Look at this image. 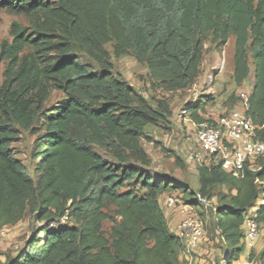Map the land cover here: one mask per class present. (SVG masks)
I'll return each mask as SVG.
<instances>
[{
    "label": "trees",
    "instance_id": "trees-1",
    "mask_svg": "<svg viewBox=\"0 0 264 264\" xmlns=\"http://www.w3.org/2000/svg\"><path fill=\"white\" fill-rule=\"evenodd\" d=\"M0 9L26 20L13 21L10 40L0 42V230L27 214L41 223L4 264H182V241L158 201L174 186L145 170L150 159L141 143H160L146 127L166 120L171 109L163 99L152 104L114 72L105 45L116 58L145 65L153 96L155 88L191 87L205 42L220 51L233 37L232 81L240 86L252 71L245 113L264 141V0H0ZM51 90L63 99L45 108ZM205 101L187 107L194 123L206 120ZM34 128L35 179L11 147L18 129ZM256 166L236 178L219 162L200 164L198 191L177 187L190 204L195 193L229 188L214 215L230 247L224 264L244 251L240 226L250 210L264 225V153ZM63 216L65 223L51 225ZM250 258L264 264V245Z\"/></svg>",
    "mask_w": 264,
    "mask_h": 264
},
{
    "label": "rangeland",
    "instance_id": "rangeland-1",
    "mask_svg": "<svg viewBox=\"0 0 264 264\" xmlns=\"http://www.w3.org/2000/svg\"><path fill=\"white\" fill-rule=\"evenodd\" d=\"M13 21L26 23V20L22 15L11 14L5 9H0V42L3 39L10 40L9 28ZM105 48L110 53L114 72L120 73L134 89L140 94L146 96L152 104H155L156 99L165 100L172 112V115L166 120L146 127V133L160 143L154 145V141L142 139V147L150 159V165L145 170L153 176H162L166 178V181L174 186L171 194L181 195L177 188L179 186L198 191L199 181L197 167L200 166V164L210 165L217 163V158H215L214 155H204L201 161L189 159V151L190 148L194 146V142L190 137L192 120L186 110L187 107L195 104L196 100L199 98H201L202 101L206 100V109L204 108L202 112V114L204 113L202 117L206 120L216 118V116L221 113L220 109L222 107H227L228 110L233 109L232 107L228 108L230 106L229 102H231V98H233L231 95L234 93V86L230 78V72L232 71L230 69H232L233 37H230L228 43L217 52L213 49L209 41L205 42L202 56L203 64L199 75L194 81V84L197 85L195 86L197 88L196 90L184 89L181 92L168 93L155 88L152 90L153 96L148 94L149 81L145 65L143 63H138L133 57L128 55L116 58L112 54L111 44H106ZM82 60L86 62L88 61L90 64L92 63L83 56ZM249 63L251 68L250 60ZM208 65H211L209 69L210 72L205 76V71L207 70ZM2 68L3 66L1 65L0 79ZM218 74V84L216 85L215 92L213 94L208 93V86L207 84H203V81L208 75L216 77ZM251 84L252 71L242 84V89H239L249 90ZM239 89L237 90L238 92L240 91ZM211 94L214 95V97H211ZM62 99L63 96L60 92L51 90L44 103V107L48 108L57 105ZM42 119L43 116H38L37 125L41 123ZM18 131V138L11 144L14 156L23 162L30 176L35 179L36 173L33 171V160L31 156L35 150V139L39 132L35 128L29 131L18 129ZM96 150L103 156V158L109 161L113 160L111 155L106 152L100 149ZM176 157L183 166H178L176 164ZM133 162L136 163L135 160H133ZM133 188L134 191L142 194V190L138 185ZM228 193L229 188L225 185L213 186L207 191V197L204 203H195V206H191L205 221L206 238L201 242L197 249L190 251V261L183 257L181 260L182 264L225 263L224 257L227 256L226 250H229L230 247L219 237L214 226V215L216 212L215 207L228 201ZM177 205L173 208L178 212L179 219L181 214L179 213L180 211ZM113 209L114 206L112 204H108L105 208L109 213H112ZM40 225L41 223L36 222L32 215L27 214L23 220L15 225L2 229L0 231V264H4L7 258L14 257L23 247L25 240L30 236L31 232L35 231ZM110 226L111 223L109 221H105L103 224L107 233L109 232ZM262 233H264V229Z\"/></svg>",
    "mask_w": 264,
    "mask_h": 264
},
{
    "label": "built area",
    "instance_id": "built-area-1",
    "mask_svg": "<svg viewBox=\"0 0 264 264\" xmlns=\"http://www.w3.org/2000/svg\"><path fill=\"white\" fill-rule=\"evenodd\" d=\"M248 96L249 90H240L237 93L240 108L230 109L214 119L193 124L194 146L189 151L190 160L201 161L204 155H214L221 169L236 178L242 177L245 170L257 169L256 160L264 153V141L256 138V127L245 113ZM193 198L195 203L206 201V197L200 193H195ZM176 205L181 217L171 229L182 241V251L190 255V251L197 249L206 238L205 221L191 207L195 204L184 202L181 196L176 194L165 197V209ZM65 221L66 216H63L51 225L63 224ZM240 228L241 243L247 254L236 259L234 264H256L255 260L250 258V251L262 234L264 225L254 219V214L248 213L244 216Z\"/></svg>",
    "mask_w": 264,
    "mask_h": 264
},
{
    "label": "crops",
    "instance_id": "crops-1",
    "mask_svg": "<svg viewBox=\"0 0 264 264\" xmlns=\"http://www.w3.org/2000/svg\"><path fill=\"white\" fill-rule=\"evenodd\" d=\"M230 39V38H229ZM229 39H228V41H229ZM228 41H227V43H228ZM217 52V51H216ZM202 64H203V62L201 61V64H200V71H201V67H202ZM209 66V67H208ZM207 66V70L205 71V76L210 72L209 71V69H210V66L211 65H208ZM230 70H232V69H230ZM147 71V70H146ZM221 72V71H220ZM220 72H219V74H220ZM200 73V72H199ZM219 74L218 75H216V77L214 76V77H212V76H210V75H208L207 76V78L203 81V84H207V86H208V93H214L215 92V88H216V85L218 84V82H217V77H219ZM230 74H231V76H232V71L230 72ZM231 78V80H232V77H230ZM215 79H216V81H215ZM195 83V82H194ZM193 83V84H194ZM232 83H233V81H232ZM244 83V82H243ZM242 83V84H243ZM192 84V87L191 88H187L188 90H191V89H197L195 86H197V85H193ZM242 84L240 85V86H236L234 83H233V91H234V93H233V95H231V96H233V98H231L232 100H231V102H229L230 104V106L228 107V108H240L241 107V103H240V101H239V99H238V97H237V93L236 92H238L237 90L239 89V88H241V86H242ZM203 86V85H202ZM201 86V87H202ZM201 87H198V88H201ZM186 89V90H187ZM242 89V88H241ZM185 90V91H186ZM240 90V89H239ZM246 90H248V89H246ZM181 91H183V90H178V91H176V93L177 92H181ZM249 91H250V89H249ZM151 93V95H152V92H150ZM173 93V92H172ZM235 93H236V95H235ZM211 94V97H214V95H212ZM210 95V94H209ZM201 102L202 100H201V98H199V99H197L196 100V102L195 103H197V102ZM204 108L206 109V105H204ZM228 111V109H227V107H222L221 109H220V114L219 115H222L223 113H225V112H227ZM205 112V111H204ZM204 114V113H203ZM202 114V115H203ZM219 115H217L216 117H218ZM193 124H194V122L193 121H191V130H190V137H191V139H192V141H194V127H193ZM172 191H170V192H164V193H162L160 196H159V198H158V201H159V204H160V207L162 208V211H163V214H164V217H165V220H166V224H167V226H168V228H169V230H170V232H172V227H173V225H175V223H176V220L178 219V212L176 211V209L175 208H169V209H165V207H164V200H165V197L167 196V194L168 193H171ZM255 210V208L254 209H252V210H250V213H252L253 214V211ZM6 227H9V226H5V227H3L2 229H4V228H6ZM1 229V230H2ZM0 230V231H1ZM1 233V232H0ZM173 233V232H172ZM263 245H264V233H262L260 236H259V238L257 239V241H256V243H255V246H254V248L252 249V251L254 252V253H258L260 250H261V248L263 247ZM247 254V251H242L241 253H240V255H239V257H243V256H245ZM183 257L185 258V259H187V260H191V255L189 256V255H186L183 251H181V254H180V256H179V258H180V260H182L183 259Z\"/></svg>",
    "mask_w": 264,
    "mask_h": 264
}]
</instances>
